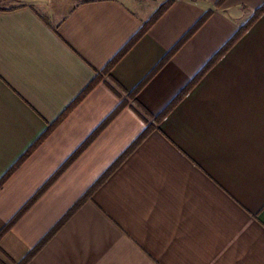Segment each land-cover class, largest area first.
<instances>
[{"label": "crops", "instance_id": "0c3cea01", "mask_svg": "<svg viewBox=\"0 0 264 264\" xmlns=\"http://www.w3.org/2000/svg\"><path fill=\"white\" fill-rule=\"evenodd\" d=\"M166 1L77 0L53 17L29 3L0 8V181L101 79L0 189V232L126 104L0 239V264L32 253L26 264H264V14L155 120L264 0H175L108 73Z\"/></svg>", "mask_w": 264, "mask_h": 264}, {"label": "trees", "instance_id": "16d2710c", "mask_svg": "<svg viewBox=\"0 0 264 264\" xmlns=\"http://www.w3.org/2000/svg\"><path fill=\"white\" fill-rule=\"evenodd\" d=\"M223 1L221 0L218 5ZM175 0H168L156 11V13L147 21L138 34L130 41V43L121 51V53L114 59V61L108 66L107 72L109 73L116 64H118L128 52L150 31V29L159 21V19L172 7ZM212 11H208L204 17L196 24L184 38L174 47V49L168 54V56L154 69V71L148 76V78L142 83V85L134 92L130 94V97L135 98L139 91L150 81V79L155 76L164 65L170 61V59L196 34V32L205 24L209 19ZM264 14V6L254 13L253 17L243 24L238 32L233 36V38L212 58V60L202 69V71L196 76L192 83L181 93L178 99L172 103L166 111L156 117V122H160L165 119L169 113L175 108L177 103L182 100L207 74L208 72L219 62V60L228 53V51L234 47V45L250 30V28L262 17ZM100 78L94 79L90 85L84 90V92L74 101L70 108L65 111L63 115L46 131L42 138L34 145V147L26 153V155L20 159V161L9 171V173L4 176L0 181V189L4 186L7 180L12 176V174L30 157L36 149L53 133L55 128L62 123L68 115L76 108L79 103L88 96L95 87L100 83ZM126 104L122 102L115 111L104 121V123L95 131V133L90 137V139L57 171V173L51 178V180L18 212V214L6 225V227L0 232V239L16 224V222L36 203V201L41 197V195L48 190L63 174L64 172L74 163V161L87 149V147L94 141V139L114 120L116 117L124 110ZM147 136L144 134L131 149L112 167L101 179L100 181L79 201L77 207H79L83 202H85L92 193L101 186L104 181L116 170L119 164L137 147V145ZM37 250V249H36ZM33 256V253L29 255L21 264H26L29 259Z\"/></svg>", "mask_w": 264, "mask_h": 264}, {"label": "rangeland", "instance_id": "374dc122", "mask_svg": "<svg viewBox=\"0 0 264 264\" xmlns=\"http://www.w3.org/2000/svg\"><path fill=\"white\" fill-rule=\"evenodd\" d=\"M74 1L77 2V0H0V8H11L29 3L34 5L42 14L46 15L47 17H53L56 11L67 12L70 5H72ZM123 1L129 4L134 10H144V8L146 10H150L149 7H152L153 4V0Z\"/></svg>", "mask_w": 264, "mask_h": 264}]
</instances>
